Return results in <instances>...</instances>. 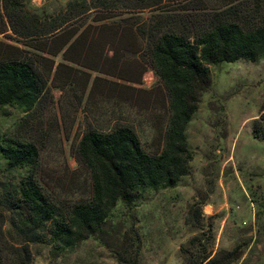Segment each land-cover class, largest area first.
I'll return each instance as SVG.
<instances>
[{"label": "rangeland", "instance_id": "1", "mask_svg": "<svg viewBox=\"0 0 264 264\" xmlns=\"http://www.w3.org/2000/svg\"><path fill=\"white\" fill-rule=\"evenodd\" d=\"M225 1L204 3L215 8ZM96 3L19 0L22 21L14 27L3 15L0 21V63L20 56L18 48L21 56L35 59L49 90L28 115L14 106L0 109V140L38 148L31 173L62 208L91 197L90 173L76 158L86 129L131 126L144 152L156 155L169 121L165 89L143 56L145 42L134 33L156 10L133 2L128 10L111 13L94 9ZM178 8L171 4L169 10ZM65 18L52 34L26 35ZM58 64L63 66L56 72ZM208 68L210 87L186 128L187 175L174 187L146 193L132 207H117L104 243L89 238L59 255L47 245H32L31 264H120L121 236L128 237V248L138 243L129 255L135 263L127 264H264V143L251 132L253 121L264 116V59ZM16 179L15 173L0 174V182ZM3 217V236H14L9 215Z\"/></svg>", "mask_w": 264, "mask_h": 264}, {"label": "trees", "instance_id": "2", "mask_svg": "<svg viewBox=\"0 0 264 264\" xmlns=\"http://www.w3.org/2000/svg\"><path fill=\"white\" fill-rule=\"evenodd\" d=\"M96 1L94 9L111 13L128 10L133 2H139L142 9L156 10L148 22L133 32L145 42L143 56L168 100L169 121L162 151L156 155L145 153L133 127L128 125L116 124L106 131L86 129L76 158L90 173L91 197L62 208L40 188L31 173L38 148L14 138L1 139L0 174L15 173L18 179L0 182V264H31L32 245H47L59 255L73 251L89 238L104 243L102 235L112 223L117 207H132L146 193L174 187L187 175L191 154L186 128L210 87L208 67L264 59V0H228L215 8L206 6L204 0ZM171 4L179 8L170 12ZM19 5V0H0V21H4L3 15L14 27L21 17ZM68 5L70 8L71 3ZM67 19L47 31L31 27L33 31L26 35L52 34ZM75 33L66 38L63 47ZM80 37L81 34L70 43L64 55ZM15 49L20 56L0 63V109L14 106L28 115L49 94L47 79L34 58L23 57L22 51ZM62 66L58 64L56 72ZM251 132L254 139L264 143L263 115L253 121ZM3 213L9 215L7 222L14 236H3ZM121 237L125 252L117 253V261L135 263L129 255L138 243L128 248V237Z\"/></svg>", "mask_w": 264, "mask_h": 264}]
</instances>
